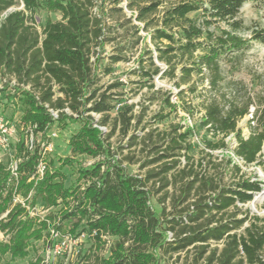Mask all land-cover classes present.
<instances>
[{
    "label": "trees",
    "instance_id": "obj_1",
    "mask_svg": "<svg viewBox=\"0 0 264 264\" xmlns=\"http://www.w3.org/2000/svg\"><path fill=\"white\" fill-rule=\"evenodd\" d=\"M114 1L119 3V0ZM127 1L128 9L135 13L132 17L144 23L145 31L155 24L158 15L152 41L156 43L157 59L166 65V69L155 64L152 71L142 67V76L147 78L144 86L152 83L150 89H153L154 78L158 75L173 80L178 89L186 86L178 94L182 106L172 104L170 98L165 102L171 112L182 109L193 116L191 104L185 102L183 96L186 92L196 94L200 80L205 93L202 126L218 139L217 143L209 142V148L214 151L228 148L226 139L234 135L237 140L235 155L247 166L257 163L264 148V88L254 95L241 96L243 84L227 80L223 63L233 59L232 56L237 58L238 53H246L253 43L264 44V28H245L239 19L246 4H261L264 0ZM20 5L23 8L16 9ZM96 7L94 0H0V74L18 83L14 87L15 93L8 99L21 105L23 127H30L35 136L41 134L44 141L50 142L48 134L56 124L65 129L67 121L83 123L70 138L73 158L63 160L59 168L54 167L53 161H47L40 146L30 152L24 142L17 145L18 194L27 198L32 193V207L38 201L48 207L66 206L71 199L74 204L67 210L62 208V218L56 224L58 232L62 231L65 222L77 219L70 233L75 234L84 224L85 228L78 235L88 233L91 236L97 232L98 236L93 238L99 250L105 248L102 234L116 239L108 258L98 254L85 255L86 264H160L157 251L173 254L193 246L201 249L199 257L202 258L209 251L211 242L223 243L224 248L218 257L219 250H212L206 264H264V226L258 225L264 223V219L256 218V222L245 229V234L239 235L233 232L240 229L246 219L224 221L216 218L237 208V204L252 202L254 196L263 191L261 182L247 179L235 184V188H220L213 179L200 178L187 166L180 169L179 160L171 164L166 162L184 150L181 143L186 141L191 130L179 134L180 128H174L167 134L172 137L165 150H161L163 146L153 148L156 157L147 161L144 167L159 162H163V166L160 171L148 172L145 178L129 176L120 164L109 159L112 152L108 142L117 129L123 136L129 135L132 122L136 119L141 124L146 109L134 116L133 105L123 106L108 137L94 127L93 113L103 116L96 124L105 127L115 109L111 96L105 92L99 94L100 89L95 88L91 52L93 43L103 35L102 18L94 13ZM39 10L59 13L62 20H47L40 33L32 24L33 15ZM195 13L201 15L192 19L190 15ZM214 25H225L226 29L216 35L210 31ZM244 29L252 31L250 39L239 35ZM121 60V57H114L112 63ZM195 77L198 80L194 81ZM118 86L115 84L109 89ZM7 87L9 83L4 89ZM55 87L60 96H56ZM50 110L58 112V119L53 118ZM248 115L252 116L248 124L250 135L245 137L239 122ZM166 117L161 112L155 119L163 121ZM151 137V132L146 135L149 140ZM136 139L133 136L132 141ZM162 139L165 143V138ZM133 145L135 142L130 147ZM78 156L102 159L92 166L79 168L77 183L83 184L67 187L62 169L76 163ZM127 159L132 162L134 158ZM41 162L45 172L43 178L38 179ZM234 167L240 171L238 165ZM170 173H174L171 174L174 184H183V201H187L193 191L198 196L193 212H184L171 220L152 209L151 191L147 190L149 183L157 178L164 183L161 189L171 186ZM10 179L7 166L0 163V232L9 236L8 241L0 242V257L10 254L15 260L26 257L32 242L41 240L49 223H56L57 218L47 216L40 221L31 218L21 205H14V184ZM6 213L7 216L1 218ZM178 228L176 239L173 237V242H167V233ZM40 262L37 260L33 264Z\"/></svg>",
    "mask_w": 264,
    "mask_h": 264
},
{
    "label": "rangeland",
    "instance_id": "obj_2",
    "mask_svg": "<svg viewBox=\"0 0 264 264\" xmlns=\"http://www.w3.org/2000/svg\"><path fill=\"white\" fill-rule=\"evenodd\" d=\"M94 1L97 3L94 13L97 17L102 18L101 26L103 29V35L93 43L91 52L92 70L96 81L95 88L100 89L99 94L105 92L108 96H111L115 106L111 114V120L105 126V130L102 131L103 136L108 137L110 135L117 113L123 106L133 105L134 116H138L143 109H146L141 124H138L136 119L132 122L129 135L123 136L120 129H117L108 142L112 152L109 159L114 164H120L129 176L145 178L148 172L152 170L160 171L163 166V162H159L144 167L147 161L156 157L153 148L163 146L161 150H165L172 137L167 136V134L172 133L174 128H180L178 129L179 134L191 130L186 141L181 143L184 150L178 151L176 153L177 157L166 160L167 163L171 164L173 161L179 160L180 169L187 166L189 171L193 170L194 173L200 175V178L203 176L213 179L220 188H235V184L247 179L261 182L263 191L256 194L252 202L245 205L237 204V208L233 207L225 214L216 217L218 220L224 219V221L231 218L235 220L246 219V223L233 232L244 235L245 229L252 222H256V218L264 219V148L258 162L251 166L245 165L235 155L237 140L234 135L226 139L228 148L211 150L208 143H217L218 139L202 126L205 113L202 101L205 93L200 80L198 81L199 90L196 94L186 92L183 96L185 102L191 104L193 116L185 113L182 109L177 113L171 112L165 102L170 98L172 104L182 106L178 94L181 90L186 89V86L178 89L173 80L161 75L154 78L153 84L155 87L153 89H150L152 83H147V87L144 86L147 78L142 76V67H146L150 71L155 66L166 69V65L157 59L156 43L152 41V32L157 27L158 15L155 18V24L152 25L149 31H145L143 29L144 23L137 21L129 12L119 11L121 8L114 0ZM16 9H22V5ZM13 10L15 9L11 11ZM200 15L201 13H195L190 17L196 19ZM49 19L57 22L62 20V16L59 13L39 10L33 15L32 24H35L36 29L42 33L45 23ZM239 19L245 28L263 29L264 3L246 4L241 10ZM224 29H226L225 25H214L210 31L215 32L216 35H221ZM239 35L250 39L252 31L244 29L239 32ZM236 56L237 58L232 56L233 59H228L223 63L227 80L243 84V91L240 92L241 96L246 93L251 95L259 93L264 88V44L253 43L246 53L242 55L238 53ZM114 57H121L122 60L118 63H112ZM196 80L198 79L195 77L194 81ZM8 83L9 87L4 89ZM115 84L120 86L109 89L110 86ZM17 85V81L13 78L4 77L0 74V118L4 120L7 127L14 130L13 135L10 137L9 148L0 150V162L5 165L17 160V145L20 142H24L27 146L28 141L33 137L34 149L38 148L40 144V152L43 149L42 144L45 143L41 134L34 137L31 128H24L21 124L20 119L23 114L21 105L17 101L15 103L9 102L8 96L15 93L14 87ZM204 87H207V84ZM57 90L55 87L56 96H60ZM161 112L167 115L166 119L163 121L156 120L155 116ZM67 114L72 115L70 110L67 111ZM92 116L96 122L101 121L103 117L94 113ZM250 119H252V116L248 115L239 122V128L243 131L245 137L250 135L248 127ZM82 124V122L67 121L65 129L56 124L49 132L48 138L52 147L51 151L46 152L45 158L47 161H53L55 168H59L63 164V160L73 158L69 146L70 138L79 131ZM150 132L152 133L151 140L146 138V135ZM133 136L137 137L135 141H132ZM162 138H165V143ZM133 142H135V145L130 147ZM42 153H45V151L43 150ZM127 158L134 159L130 162ZM91 160L93 159L87 156H78L76 157V163L71 166H64L62 172L67 178L65 182L67 187L83 184V182L77 183L78 170L80 167H86ZM235 165L239 166L240 171L235 169ZM171 174L174 173L168 175V180L172 182L171 186L161 189L164 183L161 178H157L152 180L147 187V190L151 191L150 205L152 209L158 214L164 213L163 218L169 220L181 216L184 212H193L195 210L194 203L198 199L197 192L193 191L189 199L183 201L182 198L185 197L181 191L183 184L181 182L174 184ZM166 194L168 196L165 199ZM68 202L69 205L66 206L48 207L38 201L33 208L30 207L27 212L31 218L41 221L47 216H54L57 218V222L49 223V228L43 233L41 240L32 242L26 257L12 260L10 254H6L0 257V264H33L37 260H41L40 263L43 264L44 260L46 261L48 252L51 253L48 264H86L87 261L83 258L89 254H92L91 256L98 254L108 258L111 255V249L108 250L106 247L99 250L97 242L88 233L78 235L85 228L84 224L78 228L75 234L70 233L72 225L77 222V219L65 222L61 232L56 231V224H59L63 215L62 208L64 207L67 210L74 204L71 199ZM6 216L7 213L3 214L1 218ZM40 221H37V223H40ZM258 225L263 227L264 223L259 222ZM178 233L179 228L175 232L169 231L166 236L167 242H173V237L176 239ZM170 234H172V237ZM8 239L9 236L0 232V242H6ZM111 242L114 244L116 239L112 238ZM223 248V243L211 242L208 247L209 251L202 258L199 257V250L201 249L197 246L173 254L157 251L156 256L159 258L160 264H195L197 259L198 264H206L212 250H219L218 257Z\"/></svg>",
    "mask_w": 264,
    "mask_h": 264
},
{
    "label": "built area",
    "instance_id": "obj_3",
    "mask_svg": "<svg viewBox=\"0 0 264 264\" xmlns=\"http://www.w3.org/2000/svg\"><path fill=\"white\" fill-rule=\"evenodd\" d=\"M118 6L126 11L129 12V14H131L132 16L135 14L134 12L130 11L128 9V1L127 0H119ZM23 8V6H22ZM35 26V24H34ZM15 80V79H14ZM27 89H29V87H27ZM68 111V109L66 110V112ZM52 116L54 119H58V112H54L52 110H50ZM72 114V113H71ZM94 127L99 128L101 131L105 130V127H100L98 126L96 123L94 124ZM14 130L10 127L6 126V123L4 122L3 119L0 118V150H7L9 148L10 145V137L13 135ZM32 135L34 137H36L33 134V131L31 129ZM43 138V137H42ZM25 145V144H24ZM40 146V144H39ZM25 147L30 151L33 152L34 149V140L33 137L30 138V140L27 143V146L25 145ZM51 147L52 144L50 142H46L42 144V151H45V153H42L44 156L46 155V152L51 151ZM34 149V150H33ZM17 158V157H16ZM93 160L89 161L86 167L92 166L93 164H95L96 162L100 161L102 158L98 157V158H92ZM18 160V159H17ZM11 161L7 166V171L11 174V183L14 184V189H13V204L14 205H21L23 208H25L26 210H30V207L33 208L31 206V200H32V193L27 197H23L21 194H18L17 190H18V181H19V172H18V165H19V160L18 161ZM2 163V162H0ZM44 172H45V165L43 162L40 163L39 167H38V171H37V177L38 179L43 178L44 176ZM34 179V178H32ZM92 237L98 236L97 232H93V234L91 235ZM170 236L172 237V234H170ZM102 241L105 242V248L107 247V249H111L112 247V242H111V237L108 235H101L100 236ZM50 255L51 253L48 252L46 261L44 260L45 264H48L49 260H50ZM43 263V264H44Z\"/></svg>",
    "mask_w": 264,
    "mask_h": 264
}]
</instances>
